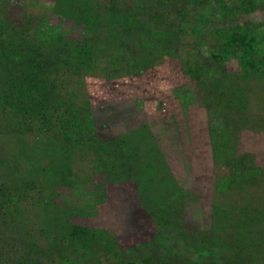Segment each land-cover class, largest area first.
I'll list each match as a JSON object with an SVG mask.
<instances>
[{"label": "trees", "instance_id": "16d2710c", "mask_svg": "<svg viewBox=\"0 0 264 264\" xmlns=\"http://www.w3.org/2000/svg\"><path fill=\"white\" fill-rule=\"evenodd\" d=\"M17 1L20 17L10 11ZM157 1L55 0L47 8L40 0H0V264H264V204L246 217L264 190V167L253 165L249 153L223 159L228 171L212 218L194 230L185 209L196 194L177 186L161 162L152 194L160 222L155 239L135 245L139 255L127 248L133 253L125 258L116 235L72 222L109 177L141 181L143 164L161 159L145 124L116 135L98 131L87 93L93 73L135 77L155 53L183 51L204 104L222 113L229 144L239 121L259 123L244 104L257 95L264 100L257 84L264 83V24H228L226 16L252 13L263 0H212L228 21L210 30L187 19L186 7ZM56 17L77 21L83 34L67 37L69 28L54 24ZM172 234L174 245L162 239ZM93 252L98 256L85 262Z\"/></svg>", "mask_w": 264, "mask_h": 264}, {"label": "rangeland", "instance_id": "374dc122", "mask_svg": "<svg viewBox=\"0 0 264 264\" xmlns=\"http://www.w3.org/2000/svg\"><path fill=\"white\" fill-rule=\"evenodd\" d=\"M54 1L40 0L41 5L47 8ZM164 1L166 0L157 2L160 4ZM171 1L173 7L184 6L191 12L190 16L186 15L187 19L202 21L209 30L213 24L225 25L228 21L222 23L224 13L221 9L214 12L212 8L217 5L212 0ZM22 5L17 1L11 6L13 16L20 17L24 9ZM27 9L36 11L39 8ZM199 13L202 15L198 20L195 15ZM227 17L230 20L228 24L243 26L247 20L264 24V0L257 4L252 13L229 14ZM53 23L60 28H69L67 32L69 38L83 34L82 25L75 20L56 17ZM184 38H188V35ZM214 40L213 38L212 41ZM170 41L172 45H176V40ZM187 41L188 39H184V42ZM202 49L204 53L210 50H206L205 44L202 45ZM155 54L148 59V69L139 76L111 79L97 72L87 80V93L97 120L98 131L104 136L116 135L145 124L150 132L147 136L155 139L156 151L161 155L159 162L144 163L142 168L138 167L140 168L138 173L142 171L139 179L141 181H136V177L122 179L109 177L102 189H96L88 197L83 211L71 217L74 223L87 225L99 231L104 229L109 232H106L107 236L116 235L125 258L131 257L133 253L131 251V254H126L127 248L135 247V253L139 255V247L135 245L156 238V222H160V215L153 214L155 209L153 200L156 196L152 194L156 193L155 190L161 184L159 183L161 162H164L165 171L171 174L177 186L196 194L192 197L190 195L185 209V221L192 230L209 224L212 218L213 203L221 191L218 182L228 171L227 166L221 164L224 158L249 153L252 155L253 165L264 167V100L257 95L252 97L251 102L244 104L246 115L250 114V119L257 116L259 123L252 126L250 120H242L241 123L239 121L230 145L224 133L222 113L214 112L204 104L196 80L186 72L181 58L184 55L183 51L178 56L160 51ZM231 65H236L235 60L231 61ZM257 84L264 88V83L258 81ZM258 103L263 105L257 106ZM93 178L99 179L98 176ZM69 190L65 188L64 192ZM146 192H150L151 195H147ZM258 194L261 196L258 199L259 203H253L247 218L257 213V206L264 204V190L259 188ZM168 238H171L173 245L176 243L173 234L162 236V239ZM108 239L110 238H105V241L109 242ZM91 255L92 257L85 262L91 263L93 258L98 256L95 252Z\"/></svg>", "mask_w": 264, "mask_h": 264}]
</instances>
